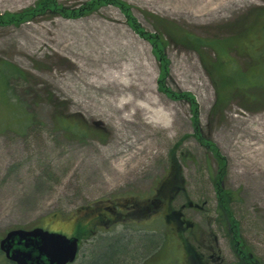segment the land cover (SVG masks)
<instances>
[{
    "label": "rangeland",
    "instance_id": "obj_1",
    "mask_svg": "<svg viewBox=\"0 0 264 264\" xmlns=\"http://www.w3.org/2000/svg\"><path fill=\"white\" fill-rule=\"evenodd\" d=\"M37 1L1 3L0 13L34 7ZM60 1L66 7H77L88 0ZM127 1L147 33L163 32L170 40L165 46L170 62L165 87L172 92H189L198 108L158 90L159 63L151 43L130 30L113 6H102L78 19L56 15L25 20L20 26H0V74L8 73L9 102L21 104L24 110V115L17 117L0 103V119L12 117L9 127L0 129V239L11 229L34 226L70 235L73 220L94 216L92 210L104 204L128 205L151 196L170 165L177 164L188 197L199 205L206 202L201 222L205 239L212 242L216 237L213 252L221 255L219 264H254L249 258L264 264V234L258 223L264 200L246 202L256 189V185L250 188V180L264 170V164L256 166L258 160L253 158L260 145L258 124L264 125V73L260 75L264 68L259 66L264 58L242 43L247 39L248 45L256 32L258 39L264 37L262 31L258 32L264 30V0H235L220 14L201 19L168 11L160 0ZM93 26L116 32L112 42L128 40L138 52L131 56L136 63L130 66V72L123 71L129 57L116 62L112 70V85L123 90L113 95L111 106L114 117L123 119L120 124L115 119L103 120L104 116L81 106L77 93L58 84L62 76L77 73L73 66L77 60L64 46L49 43L47 30H89ZM35 32L47 37L49 49L38 50L27 41L25 36ZM184 34L215 42L227 52H216L207 45L197 48L181 38ZM4 63L8 68L17 67L21 74L9 75ZM90 66L102 73L107 65L103 59ZM235 74L245 82L241 83L243 87L249 88H239L233 79ZM199 137L212 140L223 157L222 185L233 194L229 207L236 236L226 212L220 215L217 206L213 179L219 162ZM143 143L152 146L141 149ZM124 162L136 168L121 169ZM119 165L122 167L117 169ZM89 211L93 213L87 215ZM147 224L153 231L144 232L141 225L133 223L134 233L123 232L132 237L130 245L152 239V244L138 250L132 261L139 262L156 252L153 264H164L169 247L165 221L156 215ZM123 227H99L97 236L81 243L77 260L70 264H108L114 260L116 255L112 254L130 242L126 236L118 239V233H111H120ZM233 237L251 257L241 259ZM131 258L126 256L125 261ZM9 263L0 251V264Z\"/></svg>",
    "mask_w": 264,
    "mask_h": 264
},
{
    "label": "bare ground",
    "instance_id": "obj_2",
    "mask_svg": "<svg viewBox=\"0 0 264 264\" xmlns=\"http://www.w3.org/2000/svg\"><path fill=\"white\" fill-rule=\"evenodd\" d=\"M21 1L22 0H0V4L5 3V5H10V3ZM232 1L235 0H160L162 6H164V8L168 11L176 12L178 14L186 12L189 15L199 19H201L205 15L220 14L222 9L225 10L227 8L226 4H231ZM58 2L61 1L58 0ZM129 5L131 6L130 3ZM64 14L67 15L68 12L65 11ZM54 15L55 14L53 13H45L44 15L35 16L32 21L40 17L44 18L45 16L54 17ZM66 15L60 16L62 18L68 19L69 17H65ZM71 15H73L72 12ZM69 19L78 18L70 17ZM20 25L21 24H19L18 26ZM129 29L132 30L131 27H129ZM132 31L137 34V32H135L134 30ZM46 33L49 35V43H52L56 46H64V48L68 50V53L74 55L77 60V62L74 61L73 63L74 69H76L77 73L70 74L68 76H62L63 78L59 79L58 84L61 85V87L63 86L70 93H77V102L81 106L84 105L91 111L95 112V114L104 116L103 120L109 121L111 119H115L116 121H114L117 124H120L123 119L118 115L117 118L114 117V110H111V106L113 105V102L115 100L114 98H112L113 95L123 90L112 85L114 83L113 80L115 79L113 78L114 76L112 70L113 68L117 67L115 65L116 62H119L126 57H129V59L126 60V62L128 63H126L127 66L123 68V71L127 72L130 66L136 63V61L131 58V56L138 53L135 49L134 44L128 40H115L114 42H112V39L116 32L112 33L111 31H108L106 29L101 30L96 26L91 27V29L89 30L81 28H62L61 30H57V32H54L51 29H48ZM25 37L28 42L32 43V45H36V48L38 50H46L50 48V45H48L49 43L45 42V39L47 37L45 38L44 35L38 34V32H35L34 35L28 34ZM103 59H105V63L107 66L102 68V73H99L97 70L91 69L90 64H92L93 62H100ZM104 77V82H100V79ZM150 80H152V78ZM138 92L142 94L140 90ZM101 93L103 94L101 95ZM258 128L261 129V133L257 135L258 143L260 145L255 148V155L253 156L254 159L258 160L256 166L261 163L264 164V132L262 133V131H264V125L258 124ZM131 143L132 141L127 143V146L129 147ZM142 145L143 146L141 147V149L145 146H152L150 145V143H143ZM130 157L134 158L136 156L130 154ZM122 165L123 168H121L122 166L120 165L116 166V168H126L129 170H131V168H136V166L134 165L129 166L126 162L122 163ZM250 181L252 183V185L250 184V188L253 189L256 185V189L252 193V196L248 198L246 202L257 203L258 199L264 200V170L259 171L256 177L254 176ZM261 217L262 218L258 220V223L264 234V210Z\"/></svg>",
    "mask_w": 264,
    "mask_h": 264
},
{
    "label": "flooded vegetation",
    "instance_id": "obj_3",
    "mask_svg": "<svg viewBox=\"0 0 264 264\" xmlns=\"http://www.w3.org/2000/svg\"><path fill=\"white\" fill-rule=\"evenodd\" d=\"M159 191L157 187H154V192L151 196L145 197L141 201H133L132 204L128 205L123 202H118L113 206L104 204L100 208L95 209V211L92 210L94 213L91 211L94 216L83 220H73V231L68 236L78 237L80 252L81 243L90 237L97 236L99 227L111 229L114 226L124 224L122 232L112 231L111 233H118L120 235L118 239H123L126 236L124 238L130 240L128 245L124 243L120 246L128 254L126 253L123 257L118 256L119 258L113 264H131V262L134 264H153L156 252L149 253L139 262L136 260L132 261L137 258L138 250H146L149 246L147 243L152 244V239L143 240L142 238L145 237H142L140 244L134 243V245H130L133 242L132 237L127 236L123 232L134 233V226H131L133 223L141 225L144 232L153 231L147 223L152 221L156 215H159L165 221L164 230L167 232L166 244L169 246L165 252L164 264H219L222 257L213 252L215 243H217L216 237L212 239V242L208 238L205 239V231H203V223L201 222V219L204 217L203 212L206 210L204 208L206 202H202L200 205L194 202L188 197L185 188L173 200H170L168 197L158 196ZM80 232H82L81 235ZM145 234L147 233H144L142 236H145ZM114 244L116 243L114 242ZM174 246L177 251H174ZM235 252H238V254L242 253L239 250V245L235 249ZM131 253L132 255H130ZM175 253H177L178 258H175ZM126 256L132 257L131 260L125 261ZM240 256L242 260L251 257L250 254ZM4 257L10 262L9 264H17L13 260L6 258L5 253ZM77 257L75 258L76 260ZM249 259L251 260V258Z\"/></svg>",
    "mask_w": 264,
    "mask_h": 264
},
{
    "label": "trees",
    "instance_id": "obj_4",
    "mask_svg": "<svg viewBox=\"0 0 264 264\" xmlns=\"http://www.w3.org/2000/svg\"><path fill=\"white\" fill-rule=\"evenodd\" d=\"M37 5H35L34 7H27L22 9L21 11H17V12H3L0 13V25H6V26H11V25H19L22 24V22H25V20H30L31 21L34 19L35 16L38 15H44L45 13H53L56 15H66L64 14L65 11L68 12V14L65 17H73V18H79L80 16H87L90 15V13L99 10L102 6H115L116 8H118V10L121 12L122 16L124 17L127 25L129 27H131L132 30H134L135 32H137V34H139L143 39H145L146 41L149 40V42L151 43V50L157 60V62L159 63V79H158V90L161 92H163L166 96L170 97V98H174V99H184L188 102H190V104L194 107V109L196 110L198 108L197 103L193 97V95H191L189 92H172L171 90H169L168 88L165 87L164 83L166 82V79L168 77V73H169V66H170V62L168 61V56L166 55V51H165V46L169 44V38L166 36H163V32H155V33H150V32H146V30L141 26V24L139 23V20L137 18H135L134 14H133V9L132 7L129 5V3L126 0H88V1H84L80 4H78L77 7H71V6H64L63 4H61L60 2H58V0H38ZM262 9H264L262 7ZM71 11L73 13V15H71ZM257 11V9L255 10V12ZM264 16V15H263ZM159 20V18H158ZM163 28H167V26H164ZM264 34V30L260 29L258 32H261ZM257 33V32H256ZM254 33L253 36L251 37V41L250 43L247 45L245 42H247L248 40H243V44L245 45V47H249L251 48L250 50H252V52L255 53H259L258 56L261 58H264V37L261 38L262 42H261V46L258 44L259 41L261 39H258L257 34ZM186 39L187 42H190V44L194 45L197 48H201L202 46H209L210 48L214 49L216 52L219 51H224L227 52L225 48H223L222 46L216 44L215 42L212 41H206L203 40L201 38L195 37V36H191L188 34H184L183 36H181V38ZM260 50V51H259ZM7 67L8 63H4ZM260 67L262 66L264 68V64L259 65ZM256 69L260 72L259 68ZM261 67V68H262ZM1 69V68H0ZM237 69V68H236ZM4 72H6V69H2ZM9 71V75H18L21 74L20 69H18L15 66H11L10 68L7 69ZM237 71H239L237 69ZM241 73H243L240 70ZM264 72H260V75H262ZM8 74V73H7ZM7 74L2 73V75L0 74V103H5L6 105V111L7 108L11 109L12 114H16L17 117H19L21 114L24 115V110H23V106L21 104H17V103H10V99H11V95L10 92H8V88H7ZM240 75H244V74H240ZM234 81L237 82L239 84V88H249V87H243V85L241 83H245V82H241V77L236 75L234 76ZM250 98V97H249ZM14 109V110H13ZM197 112V111H196ZM195 112V114H196ZM26 113V112H25ZM26 116V115H25ZM12 121V117H4L0 119V129L4 127H9L8 125L10 124V122ZM65 122V121H64ZM66 124H68L67 122H65ZM18 125V124H17ZM194 129H196L194 127ZM197 130V129H196ZM199 139L201 140V143H203L206 147H210L212 151H214L215 157L217 159V162H219V166H218V170L215 173V177L213 179V184L215 185V193L218 199V203L217 206L220 209V215H223V213L225 214L226 212V217L228 218V222L230 225V228L232 230H235V236L237 235V230L234 229V220L230 214V207H229V203L230 200L232 198V193L226 189L225 187L222 185V178L224 176V162H223V157L220 154L219 151H217L215 144L213 143L212 140H208V139H201L199 137ZM183 176L181 175V172L179 170V166L177 164L175 165H170L167 173H165L164 177L160 179L159 183H157L156 187L158 188L159 194L158 196L161 197H168L170 198V200H173L174 197L182 192L185 188V186L183 185ZM91 211L87 212V215H90ZM86 218V217H85ZM236 228V227H235ZM237 237H233V241H234V245L236 246L239 245V250H241L242 253H239L240 255H247L248 252L244 249L240 248V244H238V241L236 240ZM125 250L122 248H119L117 250V252L113 253V255H116L114 260L116 261V258L118 256L123 257L124 255H126V253L128 254V252H124ZM121 252V255L117 254ZM111 258H108V260H111ZM247 259V258H245ZM114 260H111L109 263L113 264V262H115ZM252 260V259H251ZM251 260L249 259V261L251 262ZM254 262V260H252V263ZM107 261L102 264H106ZM108 263V264H109Z\"/></svg>",
    "mask_w": 264,
    "mask_h": 264
},
{
    "label": "water",
    "instance_id": "obj_5",
    "mask_svg": "<svg viewBox=\"0 0 264 264\" xmlns=\"http://www.w3.org/2000/svg\"><path fill=\"white\" fill-rule=\"evenodd\" d=\"M0 250L17 264H67L78 253V237L44 227L11 229L0 239Z\"/></svg>",
    "mask_w": 264,
    "mask_h": 264
}]
</instances>
